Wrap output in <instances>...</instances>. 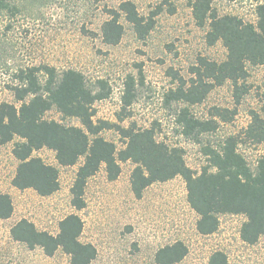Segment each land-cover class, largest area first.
I'll return each instance as SVG.
<instances>
[{"label": "rangeland", "instance_id": "1", "mask_svg": "<svg viewBox=\"0 0 264 264\" xmlns=\"http://www.w3.org/2000/svg\"><path fill=\"white\" fill-rule=\"evenodd\" d=\"M124 0H17V11L12 15L0 13V102L19 104L6 88L12 69L21 65L46 64L61 71L72 68L81 71L88 81L105 80L109 86L106 98L94 102V119L108 120L122 126L135 124L153 126L156 138L183 150L185 164L195 173L207 165L202 154V143L213 146L228 136H237V149L248 165L254 168L264 154V141L253 142L243 136L252 112L264 117L261 89L264 66L247 64V76L241 82L247 89L234 101L233 84L226 80L214 86L205 98L194 104L168 100L169 89L188 81L191 67L198 56L222 61L226 49L220 41L207 44V26L195 24L191 0H169L174 10L168 11L164 0H130L141 15H149L159 4L163 10L155 15L154 25L144 39H139L123 16L119 21L123 33L116 44L102 40L101 26L109 17L108 9L117 8ZM218 14H232L254 23L255 0H211ZM133 78L132 101L124 105L127 82ZM187 106L201 119L210 118L215 108L232 112L228 121L218 118L214 131L199 135V141L186 137L174 121L173 112ZM125 118L118 121V115ZM229 115V113H228ZM47 118L79 125L75 118H62L52 108ZM117 149L123 140L114 129L100 132ZM14 137L0 145V193L9 194L13 211L0 219V264H71L69 256L58 248L46 255L42 248L29 249L10 236V227L26 218L40 230L51 234L58 231V223L70 213L80 216L83 227L79 239L96 249L93 264H158L156 251L168 244L182 241L186 255L173 264H209L210 256L220 251L226 264H264V234L254 244L240 238L242 214H218L217 229L210 234L197 231V213L187 202V190L179 175L165 181H155L142 195L135 197L130 187L134 163L120 161L118 176L110 180L102 164L87 179L84 188V207L74 208L70 188L83 158L73 165H59L55 152L42 147L33 152L44 162L58 169V189L40 195L32 188L18 189L11 180L18 161L12 154Z\"/></svg>", "mask_w": 264, "mask_h": 264}, {"label": "trees", "instance_id": "2", "mask_svg": "<svg viewBox=\"0 0 264 264\" xmlns=\"http://www.w3.org/2000/svg\"><path fill=\"white\" fill-rule=\"evenodd\" d=\"M17 0H0V13L14 14ZM168 11L174 8L164 0ZM191 14L195 24L205 27V41L214 44L220 41L226 49L222 61L198 56L191 67V78L167 91L168 100L188 104L201 102L214 87L229 80L233 84V97L237 103L247 91L241 82L247 76L246 65L264 66V0H255L254 23L232 14H218L211 0H191ZM159 4L151 14L141 15L134 2L124 0L117 8L108 9L109 17L101 26L102 40L116 44L123 33L120 16L130 23L139 39H144L154 25V17L163 10ZM6 88L19 104L0 102V145L18 137L12 154L18 161L11 180L18 189L32 188L40 195H49L58 189V169L48 164L33 152L42 147L55 152L59 165H73L82 157L70 188L71 205L76 209L84 207V188L87 179L104 164L108 179H115L120 172V161L130 160L134 167L130 174V187L135 197L155 181H165L179 175L187 190V202L197 213V231L213 233L218 226V214H242L245 220L240 227V238L254 244L264 234V154L251 168L237 149V136H228L213 146L202 143L201 151L207 165L199 173L193 172L184 162L183 150L157 140L156 129L139 127L135 124L122 126L108 120L94 119V102L109 94L107 82L101 78L88 81L79 70L67 68L61 71L55 67L21 65L12 69ZM134 80L130 77L125 91L124 105L130 104ZM264 112V78L260 86ZM55 108L62 118H75L79 125L68 124L47 118L46 112ZM229 113V115H228ZM232 112L215 108L210 118L201 119L189 111L187 106L173 112L174 121L181 127V133L199 141V135L214 131L218 118L228 121ZM118 115V121L125 118ZM114 129L123 140V147L105 139L100 132ZM243 136L253 142L264 141V117L254 111ZM13 205L9 194L0 193V219L10 217ZM83 227L79 215L70 213L58 223V231L51 234L38 229L26 218L17 220L10 227L13 240L25 244L29 249L42 248L46 255H52L58 248L69 256L71 264H93L95 247L79 239ZM187 253L182 241L159 248L154 256L158 264H173ZM209 264H226V256L215 251Z\"/></svg>", "mask_w": 264, "mask_h": 264}]
</instances>
